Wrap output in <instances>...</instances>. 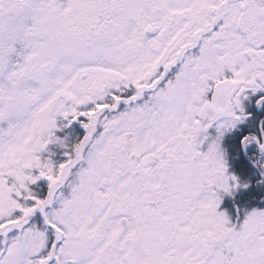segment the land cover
<instances>
[{"label": "snow or ice", "instance_id": "snow-or-ice-1", "mask_svg": "<svg viewBox=\"0 0 264 264\" xmlns=\"http://www.w3.org/2000/svg\"><path fill=\"white\" fill-rule=\"evenodd\" d=\"M0 264H264V0H0Z\"/></svg>", "mask_w": 264, "mask_h": 264}, {"label": "flooded vegetation", "instance_id": "flooded-vegetation-1", "mask_svg": "<svg viewBox=\"0 0 264 264\" xmlns=\"http://www.w3.org/2000/svg\"><path fill=\"white\" fill-rule=\"evenodd\" d=\"M255 191V190H254Z\"/></svg>", "mask_w": 264, "mask_h": 264}]
</instances>
